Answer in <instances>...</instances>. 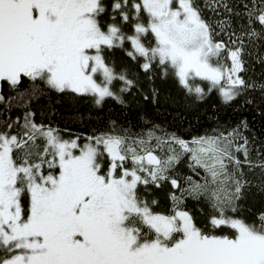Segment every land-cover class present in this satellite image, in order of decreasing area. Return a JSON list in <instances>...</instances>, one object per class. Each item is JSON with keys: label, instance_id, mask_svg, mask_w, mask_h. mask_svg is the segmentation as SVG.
Here are the masks:
<instances>
[{"label": "snow or ice", "instance_id": "snow-or-ice-1", "mask_svg": "<svg viewBox=\"0 0 264 264\" xmlns=\"http://www.w3.org/2000/svg\"><path fill=\"white\" fill-rule=\"evenodd\" d=\"M0 264H264V0H0Z\"/></svg>", "mask_w": 264, "mask_h": 264}, {"label": "trees", "instance_id": "trees-1", "mask_svg": "<svg viewBox=\"0 0 264 264\" xmlns=\"http://www.w3.org/2000/svg\"><path fill=\"white\" fill-rule=\"evenodd\" d=\"M19 110H14L13 115H16L18 113ZM245 116H247L250 120H252L254 126L256 129H259L261 127L260 121L258 119H253V117L251 116V114L249 113H245Z\"/></svg>", "mask_w": 264, "mask_h": 264}]
</instances>
